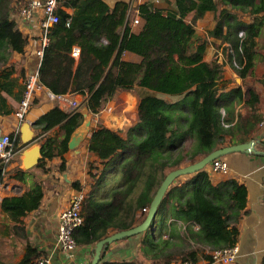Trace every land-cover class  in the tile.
<instances>
[{"label": "trees", "instance_id": "1", "mask_svg": "<svg viewBox=\"0 0 264 264\" xmlns=\"http://www.w3.org/2000/svg\"><path fill=\"white\" fill-rule=\"evenodd\" d=\"M14 1L0 0V114L14 112L13 103L20 101L24 91L20 78L25 71L16 76L12 58L25 52L29 37L14 18L25 1ZM219 1L228 2L238 13L256 16L264 10V0H148L138 5L142 23L135 29L126 0L114 6L105 0H59L60 19L51 29V43L39 71L45 89L55 94H82L84 106L92 114L101 112L120 91H133L140 97L137 121L126 135L99 125L88 137L89 151L98 156L100 164H90V190L82 207L84 223L74 233L79 245H96L144 221L143 209L150 207L171 170L235 142L228 137L242 129L249 132L252 122L243 124L238 119L231 124L237 104L244 103L254 118L262 119L257 114L260 96L254 89L246 93L245 100L241 85L229 92L220 90L224 64L204 59L209 40L186 21L192 11L197 19L216 10ZM249 6L254 8L249 10ZM222 16L211 33L230 42L240 66L246 61L244 67L236 68L245 77L254 65L258 22L246 24L236 12L227 10ZM241 30L243 37L239 36ZM75 47L80 49L78 57L73 55ZM83 121L80 109L63 110L58 103L38 118L34 123L38 142L56 125L64 135L59 141L49 138L41 144L42 157L36 166L61 157L60 170L65 171L69 140ZM20 135L16 136V149ZM1 159L0 181L5 176ZM28 173L20 169L14 176L25 180ZM73 185L82 188L80 182ZM43 197L42 181L33 180L22 194L0 198V216L7 214L12 221L7 225L0 218V233L7 229L19 237L26 232L25 218L39 209ZM247 197V186L236 178L215 183L207 168L189 174L183 182L173 183L160 202L157 214L162 223L156 230L154 219L144 231L143 254L163 264L197 262L204 255L210 258L212 250L233 246ZM162 230L169 232L168 237L163 238ZM42 256L47 254L28 244L18 264H37Z\"/></svg>", "mask_w": 264, "mask_h": 264}, {"label": "crops", "instance_id": "2", "mask_svg": "<svg viewBox=\"0 0 264 264\" xmlns=\"http://www.w3.org/2000/svg\"><path fill=\"white\" fill-rule=\"evenodd\" d=\"M20 1L21 0H15L14 4H19ZM105 1L111 6H114L119 0ZM126 1L131 5L132 16H135L138 11V5L148 0ZM156 4L170 8L166 3L161 1H157ZM247 8L251 10L254 7L249 6ZM224 10L236 12L241 21L246 24L255 21L258 22L259 33L255 38L257 45L255 49L254 65L245 77H241L236 68L244 67L246 61L240 66L236 50L232 48L230 42L223 39L221 36H214L211 33L215 26L222 20V12ZM68 11L73 12L72 9H68ZM186 21L194 24L199 35L209 40L204 59L209 62L218 61L224 64L223 75L218 82L220 90L222 92H229L233 88L241 85L245 95L244 100L247 98L246 93H248L250 89H254L260 96L257 114L261 115L262 119L258 120L254 118L253 111L251 108L246 107L244 103L237 104L234 111V119L231 124H235L238 119H241L243 124L252 122L254 127L248 128L249 132L242 129L238 131L234 137L229 136L228 138L235 140V142L226 144L232 145L254 141L255 150L235 151L225 155V159L230 167L229 174L210 173L215 183L219 182L221 179L233 177L240 183L245 184L248 189L247 205L242 211L238 221L239 236L236 244L239 247V251L236 261L232 264H264V10L260 11L256 16L250 15L248 12L238 13L228 2L219 1L216 10H209L202 17L197 19L195 18V11H192L186 15ZM137 27L138 26L134 28L136 29ZM20 29L28 35L29 43L24 53L14 54L12 62L17 68L15 75L21 74V70H24L26 76L27 73L34 70L38 64V57L35 51L40 42V28L37 22H32L27 26L20 27ZM226 31L227 26H225L224 34ZM241 31L244 32V30ZM243 35L239 33L240 37H243ZM24 80L25 77L23 78L22 76L20 81L24 83ZM70 98L78 104L77 108H79L81 112H85V97L82 94H71ZM34 102L35 103L31 106L25 118L21 121L22 124L24 122H30L33 130L35 121L51 110L57 103L55 100L48 97L46 89L37 93ZM117 102H122L118 108H116ZM17 103L18 101L13 103L15 105L14 112L10 114H0V134L12 133L19 127L20 119L15 114ZM139 103L140 97L136 92L124 90L120 91L113 100L108 102L106 108L110 106L111 109L107 110L104 108L97 114H92L87 109L92 119L89 135L93 128L99 125H104L126 135L128 129L137 121ZM59 106L63 110H75L71 109L74 108L71 104H59ZM112 107L114 108L112 109ZM222 112H224V109ZM86 119L87 117H84V120ZM34 133L36 136L31 144H24L21 138V142L17 145L18 152L10 161L4 176V181L8 183L9 186L5 187L0 192V198L22 194L31 188L33 180L42 181L44 197L39 209L29 213L25 218L26 232H22L19 237H16L13 232L7 229H5V234L0 233L5 239L4 242H0V246L4 244L17 248L19 245L22 248L18 253L14 254V257H12V254L7 256L0 255V261L18 264L21 262L26 252V245L31 244L38 247L40 251L45 252L55 264H92L95 245L78 244L76 250L73 252H66L58 244L57 232L61 211L70 204L73 195L78 191L73 183L80 182L82 188L79 190H84L88 193L91 183L89 175L90 164L98 166L100 164V159L95 153L89 151L88 135L79 146L80 151L69 148L70 151L67 154L65 171L60 170V165L62 164L61 157L47 159L44 162V166H36V164L29 168L24 163L25 151L28 148H31L35 144L41 146V144L49 138L59 141L64 135V131L61 129L60 125L54 126L45 133L41 137L40 142L37 141V138L40 136H37L35 130ZM241 138L245 140L241 142L238 141ZM20 169L29 170L25 180L14 176ZM183 176L178 177L174 184L183 182L186 179H181ZM146 215L147 214L144 213L145 218ZM1 219H3V222L7 225L12 224L7 214H4V216L2 215ZM170 221L171 219H169V222ZM141 222L142 221H139L137 224ZM161 223L162 220L160 215L157 214L155 222L156 230L160 227ZM168 234V231L162 230L163 238L168 237ZM143 235L144 232L127 236L107 244L101 253V261H99L98 264L121 262L163 264L161 261L154 260L143 254L141 247ZM206 251L209 253V250ZM207 259L209 258L204 255L197 262H205ZM178 261H174L172 264H177Z\"/></svg>", "mask_w": 264, "mask_h": 264}, {"label": "built area", "instance_id": "3", "mask_svg": "<svg viewBox=\"0 0 264 264\" xmlns=\"http://www.w3.org/2000/svg\"><path fill=\"white\" fill-rule=\"evenodd\" d=\"M22 6H19L17 14L14 15L15 20L19 27L27 26L32 22H37L40 28V42L36 48L35 54L38 57L37 67L31 72L27 73L24 80V91L20 101L17 103L15 114L20 119L19 127L14 132L0 134V157L2 170L5 174L8 165L18 150L15 148L16 136L20 133V127L22 120L25 118L27 112L33 105L36 95L45 87L40 82V67L44 57L46 47L51 43V29L59 22V14L57 8L59 6V0H24ZM22 0L20 1V4ZM142 23V18L137 11L135 16H132L133 27L139 26ZM243 31L240 32L243 35ZM80 49L75 47L73 55L78 57ZM126 55V52L124 53ZM48 97L55 100L58 104H71L74 108L79 109L78 104L71 100V93L67 94H55L52 91L46 89ZM106 108V107H105ZM114 107H112L113 109ZM111 109V107L106 108ZM13 134L14 137H13ZM209 172L221 173L227 175L230 173V167L228 165L225 156H220L212 160L206 167ZM9 186L3 180L0 181V192ZM87 192L84 190H78L73 195L70 204L64 208L59 216V226L57 232V241L59 246L66 252H73L78 246V242L74 236L75 230L84 223L82 215V207L86 200ZM264 203V197H263ZM147 214L149 207L143 209ZM239 247L237 244L233 246L223 247L212 250L210 252V258L205 262H194L190 260H179L177 264H232L236 261ZM37 264H55L49 256H42L38 259Z\"/></svg>", "mask_w": 264, "mask_h": 264}, {"label": "water", "instance_id": "4", "mask_svg": "<svg viewBox=\"0 0 264 264\" xmlns=\"http://www.w3.org/2000/svg\"><path fill=\"white\" fill-rule=\"evenodd\" d=\"M85 109H86L85 112H82V114L84 115V117H87V119L84 120L83 123L74 130L68 143L69 148L74 149L75 151H80L79 146L86 139V137L89 135L91 131L92 119L87 112L88 108H86V106ZM21 133H22L21 138L24 144H31L34 140V137L36 136L34 130L31 127L30 122H24L22 124ZM254 145H255L254 141H249V142L222 146L220 148L213 150L206 156L202 157L201 159L193 163L171 170L167 174L166 178L159 187L155 197L153 198L151 205L149 207V212L147 213L144 221H142L141 223L137 224L136 226L130 229L115 232L98 241L97 244L95 245V253L92 260V264H98L101 258V253L107 244L125 238L127 236H132L135 234L142 233L151 227L153 220L156 219L157 210L160 202L162 201L163 197L169 190L170 186L175 182V180L178 177L196 173L197 171L206 168L207 165L215 158L220 156H225L231 152L254 151L255 150ZM41 156H42L41 146L35 144L31 148H28L25 151L24 163L27 167L31 168L39 162Z\"/></svg>", "mask_w": 264, "mask_h": 264}, {"label": "rangeland", "instance_id": "5", "mask_svg": "<svg viewBox=\"0 0 264 264\" xmlns=\"http://www.w3.org/2000/svg\"><path fill=\"white\" fill-rule=\"evenodd\" d=\"M122 103V102H121ZM121 103H119V102H117V104H116V108H118L120 105H121ZM187 176L188 175H185V176H183V177H181V179L182 178H187ZM108 188H110V186L108 187ZM0 218H1V216H0ZM1 224V223H0ZM5 241V239H4V237L3 236H1L0 235V242L2 243V242H4ZM17 249V250H16ZM22 248L18 245L17 246V248H13V247H11V246H6V245H4V244H2L1 246H0V255L1 256H7V255H9V254H12V257H14V254H16V253H18L20 250H21Z\"/></svg>", "mask_w": 264, "mask_h": 264}]
</instances>
